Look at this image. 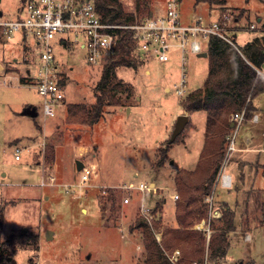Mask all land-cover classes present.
<instances>
[{
	"label": "rangeland",
	"instance_id": "rangeland-1",
	"mask_svg": "<svg viewBox=\"0 0 264 264\" xmlns=\"http://www.w3.org/2000/svg\"><path fill=\"white\" fill-rule=\"evenodd\" d=\"M121 1L126 11L136 14L135 20L148 15V10L136 13L135 0ZM22 2L0 0V9L14 17ZM163 8L164 0H148L150 11L161 12ZM180 14L183 20L201 18L205 23L229 14V25L237 27L235 42L241 45L261 34L264 0H181ZM233 16H239V20L233 21ZM252 23L254 29L250 28ZM22 55L18 37L0 43V241L11 232L25 229L38 235V249L16 248L0 264H27L30 257L35 264H143V230L174 264H195L199 257L200 264H264V226L259 223L264 199V116L254 123L251 111L237 130L232 127L227 135L226 150L232 138L235 149L225 170L235 160L238 174L244 170L248 178L232 183L230 188L213 184L202 200L207 202V217L183 229L175 220L176 202L169 197L178 194L175 177L179 174L187 194L194 195L208 164L202 162L196 170L205 139L206 113L183 109L180 101L186 95L172 92L181 74L177 50H171L167 62L143 58L136 66L118 65L110 85L120 82L123 87L130 86L132 95L124 105H106L103 117L93 125L68 116L67 105L89 106L94 101V87L107 58L99 64H88L85 51L72 39L65 48H57L66 76L65 98L55 116L49 117L42 112L43 98L25 74L26 68L33 74L34 67L30 58L24 60ZM12 56L17 59L13 61ZM184 67L188 92L201 87L208 70L206 57L189 53ZM23 77L24 84L20 82ZM260 100L264 102V96ZM27 105L36 108L35 117L21 114ZM183 113L189 114L188 122L178 138L169 142L176 117ZM49 145L53 146V159L48 158ZM16 146L21 148L18 160L14 158ZM238 147L247 150L239 152ZM163 148H167L164 162L158 167L159 149ZM76 160L93 164L96 171L80 190L71 187L67 192L68 186L79 183ZM254 171L262 174L252 181L249 177ZM42 179L44 186L40 185ZM138 181L154 187L144 196L154 208L150 222L139 213L142 194L122 187ZM108 190L115 194L113 204L107 200ZM128 194L131 201L124 204ZM103 201L106 207L101 212ZM225 203L235 212L236 228L228 233L224 260H212L209 239L221 226ZM209 206L220 215L210 219ZM204 226L208 231L201 230ZM165 227L200 234V252L195 242L174 239ZM247 233L249 238L245 237Z\"/></svg>",
	"mask_w": 264,
	"mask_h": 264
},
{
	"label": "trees",
	"instance_id": "trees-1",
	"mask_svg": "<svg viewBox=\"0 0 264 264\" xmlns=\"http://www.w3.org/2000/svg\"><path fill=\"white\" fill-rule=\"evenodd\" d=\"M220 1L224 3L226 0ZM94 2L100 19L105 23L123 25L135 21L136 14L126 11L121 0H94ZM135 5L136 13L146 10H148V14L151 12L147 9L148 0H135ZM232 20H239V16H233ZM236 29L237 27L232 28L231 33ZM116 31L118 34L117 46L114 54L109 56L103 65L101 76L94 87V101L89 106L85 104L67 105L68 116L75 118L80 123L95 124L103 117L106 105H124L132 95L130 86L123 87L120 82L110 85V80L118 65L136 66L138 63H142L143 57L134 50L130 29L118 28ZM231 42L215 35L208 37L206 46L207 75L201 87L191 90L180 101V106L189 112L204 110L206 113L205 139L196 170L201 167L202 162L208 164L202 173L203 183L195 188L196 194L194 195L187 194L188 189L181 183L179 174L175 177L178 191V199L175 200V220L183 229L189 227L192 221L207 217V202L202 200L203 196L208 195L211 191L220 163L224 158L227 135L234 127L229 115L244 109L247 118L254 110L253 99L264 91V75L258 72L264 63V32L254 36L243 45H238L235 42V37L231 35ZM62 75L64 82L66 76L63 72ZM20 82L24 84L26 79L20 78ZM123 93H125L124 96ZM46 149L49 151L48 158L50 156L53 159V146L49 145ZM166 149H159L160 154L156 166L160 167L163 164ZM262 168L264 169V163ZM114 199L115 194L109 191L107 200H111L113 204ZM105 207V202H100L101 212L105 210ZM259 223L264 226V199L261 203ZM210 226L213 227V224L210 223ZM234 229L235 212L225 203L221 209V226L209 239V256L212 260L225 257L229 246L228 233ZM165 230L174 239L195 242L196 249L200 252L203 239L197 232L168 227H165ZM143 246L145 250L143 264H174L164 254L155 239L145 230H143ZM16 248L37 250L38 235L25 229H21L18 233L11 232L4 240L0 241V263L8 259ZM200 262L199 257L195 264H200ZM27 264L35 263L30 257Z\"/></svg>",
	"mask_w": 264,
	"mask_h": 264
},
{
	"label": "built area",
	"instance_id": "built-area-1",
	"mask_svg": "<svg viewBox=\"0 0 264 264\" xmlns=\"http://www.w3.org/2000/svg\"><path fill=\"white\" fill-rule=\"evenodd\" d=\"M180 1L164 0L163 11H151L147 16L133 23L119 25L103 22L94 0H24L14 17L6 16L0 9V43L21 35L25 44L31 49L30 62L34 67V72L31 74L28 69L26 76L43 98L44 116H55L58 107L64 104L66 84L62 81V68H60L61 62L57 56V48H65L72 39L80 49L85 51L88 64H99L114 54L118 38L116 29L118 28L131 30L134 50L144 59L155 58L160 62H167L171 57V50H177L181 74L172 92L177 96H182L188 93L184 67L187 55L189 53L201 55L205 52L210 35L232 43V27L229 25L231 22L229 14H223L209 23L203 22L201 18L189 23L183 21L180 14ZM250 28L254 29L255 23H252ZM260 29L261 33L264 32V27ZM231 119L236 131L246 119L244 109L234 112ZM250 120L256 121L257 115L252 114ZM234 149L232 138L227 145L214 187L216 183H220L223 188L231 187L232 178L225 170V165L230 152ZM14 153V158L20 159L21 148L16 146ZM82 164L81 169L78 170L79 183L68 186L67 192L71 187L80 190L95 173L93 164L83 162ZM49 179L53 183L54 177L50 176ZM40 185H45L43 179ZM122 187L128 190L134 189L142 194L139 213L146 222H150L154 208L144 199V196L146 192L152 193L153 185L138 181L128 182ZM169 197L175 201L178 199V194L174 192ZM130 201L131 195H125L123 203ZM208 201L212 203L211 198H208ZM209 207L208 217L210 219L220 215L218 210ZM202 229L208 231L206 226ZM245 237L248 238L247 235Z\"/></svg>",
	"mask_w": 264,
	"mask_h": 264
},
{
	"label": "crops",
	"instance_id": "crops-1",
	"mask_svg": "<svg viewBox=\"0 0 264 264\" xmlns=\"http://www.w3.org/2000/svg\"><path fill=\"white\" fill-rule=\"evenodd\" d=\"M159 10H160V8H159ZM154 12V11H153ZM156 12V11H155ZM158 12H160V11H158ZM186 20V21H185ZM185 20H183V21H185V22H193V20H187V19H185ZM261 20V18H258L257 19V21L259 22ZM232 36H234V37H236V30L235 31H233L232 32V34H231ZM255 35H253L252 36V38L254 37ZM16 37H18V40H19V43H20V48H21V50H22V53H23V59L24 60H26V59H29L30 58V55H31V53H32V51H31V49L25 44V41L23 40V38H21V35H17ZM252 38H250L249 40H251ZM248 40V41H249ZM6 42H8V41H6ZM247 41H244L243 42V44H245ZM4 43V42H3ZM243 44H241V45H243ZM29 49V50H28ZM24 50H26L25 52H24ZM202 55V54H201ZM206 57V59H207V56H205ZM17 59V57H14V56H12V60L13 61H15ZM30 62V61H29ZM207 64H208V59H207ZM0 67H2V66H0ZM208 71V70H207ZM27 72H28V68H26L25 69V74H27ZM149 72V71H148ZM258 72L259 73H261L262 75H264V63L262 64V67H261V69L260 70H258ZM206 75H207V72H206ZM165 88H169V87H167V86H165ZM198 88V87H197ZM262 96H264V91L263 92H261L260 94H258L254 99H253V106H254V110H253V113L252 114H256L257 115V120L256 121H253L254 123H259V121H260V117L261 116H264V102L262 101V100H260L261 99V97ZM130 108V111H131V107H129ZM189 115V114H188ZM188 119H189V116H188ZM245 150H247V148H242V147H238L237 148V151H239V152H242V151H245ZM237 160H239V158H236ZM239 161H241V162H247L248 160H243V158L242 159H240ZM234 163H235V160L234 161H232V163H229L228 164V167H227V172L228 173H230V175H231V178H232V183H233V185H234V182L236 183V184H239V182L241 183V182H243V180L247 177L248 178V176L249 175H247L246 174V172H244V170L242 171V173L240 174H238V172L236 171V168L234 167ZM245 174V175H244ZM260 174H262V173H259V172H255L254 171V173L251 175V177H249L252 181H254V179L256 178V177H258V175H260ZM262 175H264V173L262 174ZM251 187H253V185L251 186ZM235 228H236V226H235ZM246 230V232H247V229H245ZM233 231H235V229L233 230ZM233 231H231V232H233ZM248 234V233H247ZM248 238H249V234H248ZM222 260H224V258L222 259Z\"/></svg>",
	"mask_w": 264,
	"mask_h": 264
},
{
	"label": "water",
	"instance_id": "water-1",
	"mask_svg": "<svg viewBox=\"0 0 264 264\" xmlns=\"http://www.w3.org/2000/svg\"><path fill=\"white\" fill-rule=\"evenodd\" d=\"M202 56H207V52H203ZM22 115H29L31 117H35L37 115V111L36 108L34 106L31 105H27L23 108V110L21 111ZM188 122V114L183 113V114H179L176 117L175 123H174V127L169 139V142H172L176 136L183 130V128L185 127V125ZM76 164V169L80 170L82 167V162L80 160H76L75 161ZM4 173V172H3ZM153 185V184H151ZM50 234V231L47 232V237Z\"/></svg>",
	"mask_w": 264,
	"mask_h": 264
}]
</instances>
